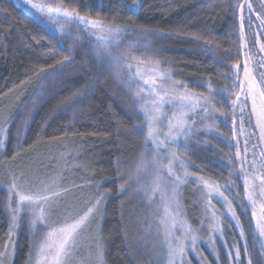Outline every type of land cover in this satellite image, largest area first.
I'll use <instances>...</instances> for the list:
<instances>
[{
    "label": "rangeland",
    "instance_id": "1",
    "mask_svg": "<svg viewBox=\"0 0 264 264\" xmlns=\"http://www.w3.org/2000/svg\"><path fill=\"white\" fill-rule=\"evenodd\" d=\"M13 2L26 13L20 0H13ZM34 2L53 6L57 3L62 4L59 0H34ZM248 3H251V11L247 7ZM241 5H243V36H241L242 60L239 64L240 80L243 81L244 62L247 61L252 75L259 82V73L264 71V50L260 49V45L264 44V25L261 23L264 20V0H241ZM240 16L241 8L239 21ZM32 18L59 41L62 40L64 47L71 49L69 50L71 58L54 68L43 71L35 82L19 86L0 97V126L9 129L5 147L0 149V198L9 225L5 243L0 247V264H14L22 236H26L28 240L25 264H35L36 246L42 241L43 234L50 230L40 221L32 227L30 220L34 216H25L27 210L21 211L16 220V226L13 227L9 203L11 197V207L15 208L18 197L7 190L13 180L25 194L34 193L42 189L44 185L55 181L52 190L61 192V195L53 198L45 206V223L53 227L62 225L70 218L79 217L92 207L98 197L101 198L102 203L77 237V246L73 250L69 264H109L104 222L107 216L106 204L111 194L109 190L102 187L103 183L93 179L95 171L91 164L90 153L92 152L89 150L88 142L75 141L42 146L34 152L20 151L13 158L7 157L9 140L14 138L18 145L22 143L38 108L54 91L53 87L60 81L62 73L75 65L74 62L79 54L85 56V65L92 63L93 60L98 70L105 69L110 73L114 80L115 96L132 117L133 131L142 136L141 149L131 161L126 163L117 177L119 196L123 199L121 216L124 240L133 264H169V243L172 248H177L180 241H184L185 250L178 259L174 258L175 264H237L236 257L234 255L229 257L227 254L228 251H234L237 247L240 249V264H247L245 242L248 248L247 255L250 257L251 251L239 210L244 215L249 214L256 236L255 218L251 214L253 206L246 198L242 176L237 173L240 164L236 162L234 154L238 150L241 158L244 157V141L247 139V161L244 162V167L252 172L254 166L250 162L255 160V167L264 174V168L260 167L259 155L261 151H264V142L260 141L256 135H250L258 131L253 127L254 115L249 116L251 100H248L247 105H242L244 107L242 125L239 110L237 109L236 114L233 115L232 108L229 117L220 115L214 117L215 128L212 131H208L205 127L212 123V117L202 118L203 113L189 112L188 108L179 102H174L171 107L165 105L162 111L173 123L176 118H181L183 112L187 113V116L183 118L189 123L194 121L193 127L200 129L199 134L191 136L186 141L187 148L176 149L178 159L172 161V170L184 179V183L175 186L169 181L168 173L164 170L169 160L161 155L157 157L159 163L154 162L153 152L150 150L151 142L145 145L147 127L143 110L151 107L154 98L151 84L146 82H150L155 76L152 69L157 65L153 62L158 60L153 56L152 50L160 49L158 41L162 34L137 27L136 31L123 34L119 44L112 45L110 51L113 56L131 57V59H121L110 63L100 55L97 36L102 33L97 32V36H93L81 31L75 25H64L67 35H62L59 31L63 24L62 20L49 21L47 16L43 19ZM146 32L152 34L146 35ZM244 44H247L246 48ZM158 62L159 68L170 70L172 80L183 82L191 93L209 95L208 89L202 86L204 83H211L214 89L228 90L230 95L217 93L212 101L218 112H222L216 107L219 97L232 101L237 95H242L241 87L237 83V91L233 93L230 88L217 85L209 79L185 80L179 73ZM128 64L132 67H126ZM189 84L203 87L204 92L190 89ZM166 86L171 85L169 83ZM261 87H264V84ZM183 90V88L180 89V91ZM155 91L160 89L156 88ZM233 120L236 122L234 127ZM167 123L168 120H164L157 125L162 133L168 132ZM20 128H23V131L17 137L16 132ZM164 138V135L159 137L161 140ZM225 147L230 150V153L225 150ZM161 153H164L163 149ZM189 156H197L225 168L230 177L222 181L209 177L202 167L190 160ZM229 160L233 161L232 170L227 166ZM185 172L189 174L187 178H185ZM198 177H203L213 185H235L229 191L223 187L220 188L223 195L230 201L235 212L234 218L227 211L228 205L223 203L217 194L212 193L211 196L207 194L208 189L197 179ZM237 182L242 186V197L246 206L239 200ZM157 184L158 190L153 194L152 189ZM121 185H124L123 191L120 190ZM173 188H175V203L171 200ZM65 189L67 191H63ZM101 193H104L103 197H100ZM254 199H256L255 207L259 215V205L264 203V200H261L259 195ZM36 213H39V208L36 209ZM217 221H219L220 231L213 230ZM185 227L190 231H185ZM241 229L243 236L240 235ZM193 236L196 237L194 249L191 247Z\"/></svg>",
    "mask_w": 264,
    "mask_h": 264
},
{
    "label": "trees",
    "instance_id": "2",
    "mask_svg": "<svg viewBox=\"0 0 264 264\" xmlns=\"http://www.w3.org/2000/svg\"><path fill=\"white\" fill-rule=\"evenodd\" d=\"M81 15L106 22L115 21L159 32L160 49L152 54L164 66L185 80L209 79L236 93L233 68L241 63V0H138L136 12H129L132 0H59ZM67 58V59H66ZM71 58L59 39L46 31L13 0H0V97L19 86L33 83L45 70ZM79 54L75 65L62 73L54 91L38 108L21 144L12 138L7 157L20 151L34 152L42 146L67 142H88L92 152L94 181L103 183L111 196L107 201L104 234L109 264H133L126 247L121 216L122 198L118 175L141 149L142 136L133 131L132 117L115 96L110 73L96 63L84 64ZM190 89L204 92L197 84ZM219 97L216 107L230 116L232 107ZM230 153V150L225 147ZM215 180H226L229 172L206 159L189 156ZM239 200L246 206L242 186L237 182ZM244 202V203H243ZM248 236L253 264H264L263 250L257 248L249 214L239 210ZM9 231L0 198V247ZM28 240L20 238L14 264H25Z\"/></svg>",
    "mask_w": 264,
    "mask_h": 264
},
{
    "label": "snow or ice",
    "instance_id": "3",
    "mask_svg": "<svg viewBox=\"0 0 264 264\" xmlns=\"http://www.w3.org/2000/svg\"><path fill=\"white\" fill-rule=\"evenodd\" d=\"M21 5L24 7L26 14H29L31 17L38 19H43L44 16H47L49 21L60 22L63 21L59 31L62 35H67L64 25H75L81 31L97 36V32L102 33V35L97 36L98 47L100 49V55L108 60L110 63L118 61L121 59H131V57L124 56H113L110 48L112 45H118L120 37L123 34L128 32H134L137 30L136 27L131 25H121L116 23L114 20L111 22H106L101 19H92L86 15H81L75 9H67L62 4L57 3L55 6L51 4H45L41 2H34V0H20ZM241 8L240 16V28L241 36H243V5L239 6ZM247 7L249 10H252L251 3H248ZM138 9V0H132V3L128 5L129 12H136ZM259 16V14L257 13ZM264 25V20L261 21ZM146 35H151L152 33H145ZM63 46V41H59ZM244 47H247V44H244ZM260 49L264 50V44L260 45ZM71 50V49H69ZM67 59V58H66ZM63 63V62H61ZM157 67H154L152 71L155 73L150 82L153 92V103L150 108H145L143 114L145 116V123L147 127V134L145 138V145L147 146L151 142L152 148L150 149L153 152V161L159 163L157 157L164 155L165 158L169 160L168 165L164 166V170L168 173L169 181L178 186L179 184L184 183V179L176 175L172 170V161L178 159L176 154V149L178 147L187 148L186 141L194 135L199 134L200 129L193 127L194 121L189 123L187 119L183 117L187 116V113H181V118H176L175 123L172 120L168 119V115L162 111L165 105L170 107L174 102H179V104L187 107L189 112L196 113L197 111L203 113L202 118L212 117V123L207 124L205 127L208 131H212L215 128V119L216 115L226 117L227 114L218 112L215 109L212 101L215 99L217 93L221 95L231 94L226 89H214L211 83H204L202 86L206 87L209 91V95H202L191 93L187 90L186 86L183 85L181 81L172 80L170 70L159 68V62H153ZM126 67L131 68L132 65L128 64ZM240 65H236L233 68L235 75L234 83L240 85L242 90V95H237L235 100L229 101L231 107L233 108V115L236 114L238 109L241 115V125L243 124V115L244 107L242 105H247L248 100H251V107L249 116L254 115V125L253 127L257 129V132H254L250 135H256L257 138L264 142V87H261L264 84V71L260 72V81L257 82L255 77L252 75L251 70L248 67V62H244V73L243 81L240 80L239 75ZM170 83V87L166 84ZM246 84V87H245ZM156 88H159L160 91H155ZM183 88V91L180 89ZM164 120H168L167 127L168 132L162 133L157 127L159 123H162ZM235 120H233L232 125L235 126ZM23 131V128L17 129L16 135L19 137L20 133ZM9 129L7 127L0 126V149L5 147L6 141L8 139ZM160 135H164V140L159 139ZM182 141L184 143H182ZM245 144V154L241 158L240 152L237 150L234 154L236 157V162L240 164L237 173L242 176L243 186L245 188L247 201L253 206L252 216L255 218V232L257 238V248L259 250H264V203L259 205V215L256 211V199L255 196L259 195L261 200H264V174H261L260 170L255 167V160L250 163L254 166V170L249 172L244 167V162L247 161V145L248 140L244 141ZM256 147V145H253ZM161 149L164 150V153H161ZM261 157L260 167L264 168V151L259 153ZM233 161L229 160L227 166L232 170ZM185 178L189 176L185 172ZM207 189L208 195L211 196L212 193L217 194L222 202L228 205L227 211L231 216L235 217V212L233 211L230 201L227 197L223 195V192L220 191V188L223 187L226 191L231 190L235 187L232 184L226 185H213L209 181H206L203 177L197 178ZM55 184V181H52L51 184L44 185L42 189H38L34 193L25 194L17 186L15 180L12 181L11 186L7 189L10 193H15L18 197L16 207H11V197L9 203V211L12 213L13 218V227L16 226V220L19 217L21 211H25V216H34L30 220L32 227H35L36 222L40 221L41 224L49 228L50 230L43 234L42 241L36 246V260L35 264H69V260L73 254V250L77 246V237L79 236L80 231L87 225L89 219L97 211L98 206L102 203L101 198H97L93 203L92 207H89L86 212H84L79 217L70 218L65 221L62 225L53 227L45 223V206L49 204L53 198H57L61 195L59 191H53L52 185ZM159 185L152 189L153 194L158 190ZM120 190H124V185L120 186ZM63 191H67L66 189ZM104 193L100 194V197H103ZM151 199V197H149ZM171 200L173 203L176 202L175 197V188H173ZM39 208V213H36V209ZM239 223V221H237ZM214 231H220L219 221H217L214 226ZM185 231H190L189 228L185 227ZM240 235L243 236V230L241 229ZM196 237H192V248L195 247ZM247 264H252V259L247 255V242L244 244ZM185 250L184 241L179 242L177 248H172L169 243V264H175V259H178L182 256ZM228 256H235L237 264H240V249L237 247L234 251H228ZM175 258V259H174Z\"/></svg>",
    "mask_w": 264,
    "mask_h": 264
}]
</instances>
